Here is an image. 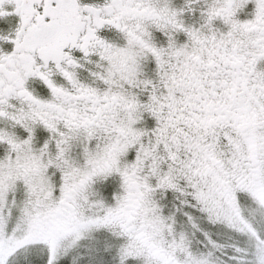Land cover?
I'll return each mask as SVG.
<instances>
[{
  "label": "snow or ice",
  "instance_id": "snow-or-ice-1",
  "mask_svg": "<svg viewBox=\"0 0 264 264\" xmlns=\"http://www.w3.org/2000/svg\"><path fill=\"white\" fill-rule=\"evenodd\" d=\"M0 264H264V0H0Z\"/></svg>",
  "mask_w": 264,
  "mask_h": 264
}]
</instances>
